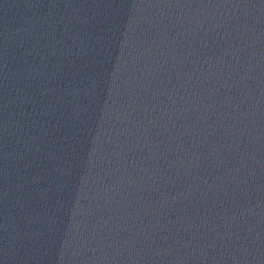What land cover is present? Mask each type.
Masks as SVG:
<instances>
[{"label":"water","instance_id":"obj_1","mask_svg":"<svg viewBox=\"0 0 264 264\" xmlns=\"http://www.w3.org/2000/svg\"><path fill=\"white\" fill-rule=\"evenodd\" d=\"M264 0H0V264H95Z\"/></svg>","mask_w":264,"mask_h":264}]
</instances>
